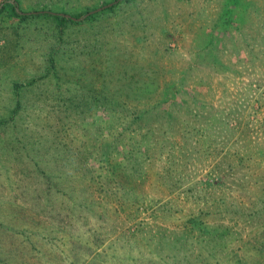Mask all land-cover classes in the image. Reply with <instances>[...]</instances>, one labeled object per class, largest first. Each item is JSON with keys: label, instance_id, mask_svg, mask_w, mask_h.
I'll list each match as a JSON object with an SVG mask.
<instances>
[{"label": "rangeland", "instance_id": "374dc122", "mask_svg": "<svg viewBox=\"0 0 264 264\" xmlns=\"http://www.w3.org/2000/svg\"><path fill=\"white\" fill-rule=\"evenodd\" d=\"M17 1L0 264H264V0Z\"/></svg>", "mask_w": 264, "mask_h": 264}, {"label": "trees", "instance_id": "16d2710c", "mask_svg": "<svg viewBox=\"0 0 264 264\" xmlns=\"http://www.w3.org/2000/svg\"><path fill=\"white\" fill-rule=\"evenodd\" d=\"M237 3H238V0H227L228 5H234L235 6V4H237ZM120 4H121V2L118 1V3L113 5V7H111L110 9L101 11L100 13L93 14V15L87 17L83 22L97 20V19L103 17L104 15H107L108 13H111L114 10H116V8ZM226 12H227V10H226ZM229 12H231V11H229ZM2 14H7L9 17H15L20 22H24L29 18H36V17L45 16V17H48L50 19H53L59 26L65 25L67 23H71L72 25L81 24L78 21H73L71 19H67L65 16L57 15V14L50 13V12L39 13L38 15H36V14L28 15V13H25L21 10L20 5H19L17 0H13V1L8 0V1H3L2 3H0V16Z\"/></svg>", "mask_w": 264, "mask_h": 264}, {"label": "water", "instance_id": "95a60500", "mask_svg": "<svg viewBox=\"0 0 264 264\" xmlns=\"http://www.w3.org/2000/svg\"><path fill=\"white\" fill-rule=\"evenodd\" d=\"M114 4H115V3H114ZM112 5H113V4H110V5H108L107 7H110V6H112ZM104 8H105V7L100 8V9H98L97 11H100V10H102V9H104ZM95 12H96V11H95ZM89 14H91V13H89ZM89 14H87V16H88ZM73 20H76V21H77L78 19H74V18H73Z\"/></svg>", "mask_w": 264, "mask_h": 264}]
</instances>
